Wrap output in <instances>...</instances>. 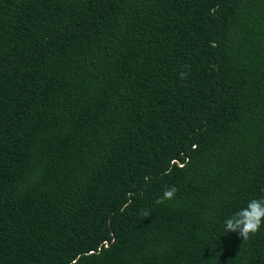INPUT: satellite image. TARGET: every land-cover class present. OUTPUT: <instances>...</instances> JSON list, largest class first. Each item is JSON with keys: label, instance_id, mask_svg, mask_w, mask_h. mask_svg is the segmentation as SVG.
Wrapping results in <instances>:
<instances>
[{"label": "trees", "instance_id": "16d2710c", "mask_svg": "<svg viewBox=\"0 0 264 264\" xmlns=\"http://www.w3.org/2000/svg\"><path fill=\"white\" fill-rule=\"evenodd\" d=\"M253 198L264 0H0V264H264Z\"/></svg>", "mask_w": 264, "mask_h": 264}, {"label": "clouds", "instance_id": "9594fccd", "mask_svg": "<svg viewBox=\"0 0 264 264\" xmlns=\"http://www.w3.org/2000/svg\"><path fill=\"white\" fill-rule=\"evenodd\" d=\"M177 188L171 186L165 190L163 196L158 198L156 203H163L165 199H172ZM264 198H253L243 208L236 210L232 216L224 221V230L226 233L236 231L243 238L248 240L252 235H255L262 226H264ZM145 216L149 213L145 212Z\"/></svg>", "mask_w": 264, "mask_h": 264}]
</instances>
